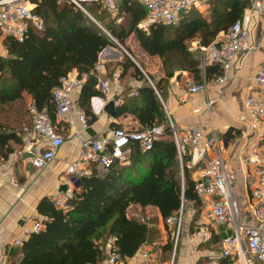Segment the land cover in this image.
<instances>
[{
	"label": "trees",
	"instance_id": "obj_1",
	"mask_svg": "<svg viewBox=\"0 0 264 264\" xmlns=\"http://www.w3.org/2000/svg\"><path fill=\"white\" fill-rule=\"evenodd\" d=\"M31 1L33 12L44 22L43 29L30 24L24 40L5 37L8 56L0 54V159L5 160L14 151L12 143L23 142V128L31 122L29 108L25 121V116L12 109L13 104L27 93L31 105L55 122L53 90L61 79L74 69L79 77L93 72L103 49L115 45L97 23L121 44L135 33L146 52L163 58L166 77L181 68L197 78L200 63L188 50L187 41L199 36L202 43L210 44L219 32H226L243 16L247 6L244 0H216L211 21L196 16L176 25L155 24L146 32L138 27L146 16L139 0H121L114 17L100 4H85L97 23L68 0ZM126 62L144 78L129 57ZM146 82L136 95L124 99L116 115L131 113L147 127L164 126L163 138L148 150L133 143L128 163L115 162L105 175L79 177L66 206L57 207L50 198L43 199L38 208L44 217L43 228L23 240L21 258L12 264H102L106 259L105 243L111 236H116L118 251L127 259L149 240L148 225L129 216L131 206L156 207L166 222L178 214L183 201L202 205L190 170L185 168L183 176L180 174L177 148L156 93L157 89L163 94L164 88L155 83V89ZM94 85L90 78L81 92L82 107L92 120L95 115L87 101L98 93ZM169 245L172 247L174 241L170 240Z\"/></svg>",
	"mask_w": 264,
	"mask_h": 264
},
{
	"label": "crops",
	"instance_id": "obj_2",
	"mask_svg": "<svg viewBox=\"0 0 264 264\" xmlns=\"http://www.w3.org/2000/svg\"><path fill=\"white\" fill-rule=\"evenodd\" d=\"M215 1L200 0L199 5L183 12L179 21L196 16L211 21L215 15ZM244 1L247 2V6L243 16L238 20L243 21L246 36L244 49L236 57L227 63L215 61L211 54L202 58L199 50L191 51L190 47L208 44L202 43L199 36L187 41L188 50L200 63L197 78L191 71L181 68H176L172 76L166 77L163 58L146 52L135 33L125 38V44H121L105 32L115 45L104 48L94 71L82 75L83 84L74 91L75 106L68 119L61 121L54 114V123L64 138V144L56 157L44 167L34 166L33 156L43 154L49 147V140L35 136L32 131L25 132V126L22 132L23 142H13L14 151L9 158L0 159V264H12L14 260L21 258L20 247L15 245V240H25V230L31 229L36 221H43L44 217L38 210L43 199L48 197L53 201L69 193L73 194L75 188L71 184L72 177L66 170L74 163H81L82 139L98 140L110 136L118 127L128 130L147 127L140 124L137 117L131 113L116 115L117 108L124 103V99L136 95L147 84L146 81L155 89V83H160L164 88L163 94L157 89L156 93L168 120H172L177 127L201 126L205 138L212 134L219 137L228 169L235 171L237 180L241 179L240 193L236 192L237 182L234 188L240 206L239 220L248 221L252 225L259 224L250 206L255 200L246 185L245 176L258 168L251 159L253 154L257 153L264 157V129L255 123L246 101L250 97L257 102L264 100L262 89L255 79L257 72L264 67V13L255 9L256 0ZM30 7L32 10L35 7L31 0ZM4 9V6H0V14ZM121 20L119 17L118 22ZM222 34L223 31L219 32L213 42L222 38ZM3 40L4 37L0 35V54L8 56ZM126 57L132 60L144 78H141L135 67L127 66ZM72 72L77 73V70L74 69ZM223 74H227L229 80L220 88L215 80ZM90 78L95 81L93 89L98 92L87 101L95 115L93 120L86 116L81 101L82 87ZM166 78L168 82H164ZM104 81L109 84L107 94L100 89V84ZM202 82L209 84L206 91L196 93L189 91V87L194 83ZM24 96L29 98L30 108L32 98L27 93H24ZM110 102L115 104L114 114L105 111ZM82 114L87 118L86 124L80 120ZM31 123L32 121L28 127ZM28 137L35 139L34 154L25 151V138ZM214 156L213 151L208 154V158ZM87 170L90 175L97 172V167L92 165ZM200 171L199 167L190 171L194 182L199 178ZM187 204L176 248L169 245L170 240L174 241V226L164 221L158 208L131 206L129 216L139 220L142 216L145 217L144 223L149 228V240L133 257L127 258L124 264H139L141 250L150 251L160 264H227L228 260L221 255V240L226 236L235 235L234 227L209 222L205 218L206 209L203 201L198 207L193 202ZM144 212L147 216L143 215ZM202 227L210 230L209 239L197 237L196 232ZM255 264L262 263L256 261Z\"/></svg>",
	"mask_w": 264,
	"mask_h": 264
},
{
	"label": "built area",
	"instance_id": "obj_3",
	"mask_svg": "<svg viewBox=\"0 0 264 264\" xmlns=\"http://www.w3.org/2000/svg\"><path fill=\"white\" fill-rule=\"evenodd\" d=\"M68 1L89 17L91 15L85 8V4L88 3L100 4L111 12L118 10L117 0ZM139 1L146 8L145 18L138 24V27L144 31H149L150 27L155 24L176 25L183 12L200 4V0ZM0 6L5 7L0 14V35L4 38L12 36L20 41L24 40L30 24L38 29H43L44 22L31 9L30 0H0ZM254 7L259 12L264 13V0H256ZM97 24L102 28L99 23ZM104 32L107 31L104 30ZM245 36L244 23L242 20H237L226 32H223L222 38L208 45L191 46L190 50H199L202 58L211 54L215 61L227 63V61L242 52ZM255 79L264 95V67L257 72ZM228 80L227 74H223L216 78L215 83L223 88ZM82 84V78L76 72H70L54 88L53 102L59 120L68 119V115L75 106L74 91ZM208 85L207 82L194 83L189 87V91L192 93L206 91ZM100 89L107 94L109 90L108 82H102ZM246 103L255 123L264 129V100L257 102L250 97ZM29 111L32 123L30 127L26 126L24 131L27 133L32 131L35 136L49 140L47 150L41 155L33 156V165L41 168L48 165L56 157L58 150L64 144V138L45 111H39L33 105L30 106ZM80 120L83 124H86L85 114L80 116ZM168 126L177 148L181 172L184 173L185 168L190 171L198 167L201 169L199 178L195 180L194 191L205 205V218L211 223L228 224L235 229V235L226 236L221 240L222 257L228 260L227 264H255L256 261L264 264V157L259 156L257 153L253 154L251 159L258 165V168L252 173L248 172L245 176L246 185L255 200V203L250 206L259 222L258 225H252L248 221L239 220L240 206L234 193L237 178L235 171L227 167L219 137L212 134L205 138L201 126L179 128L170 119ZM164 132V126L159 125L137 130L118 127L113 130L110 136L98 140L82 139L81 163H74L66 170V173L72 177V186L76 188L78 178L89 175L87 169L92 165L97 167L96 174L102 176L109 171L115 162L128 163L133 143H138L144 150L151 149L156 141L163 138ZM33 137L25 138L24 147L29 154L35 152V139ZM212 151L215 152V156L208 158V154ZM72 196L73 194L69 193V195L56 198L53 201L57 207H64ZM183 213L184 201L178 214L172 215L166 220L167 224L174 226L175 248L178 244ZM140 220L142 222L146 221L143 216ZM42 228V221H36L31 229L25 230V237L27 238L30 234L41 231ZM196 235L202 239H209L211 232L208 228L202 227L196 232ZM116 240V236H111L105 243V264H124L126 260L120 255ZM22 244L23 240H15L17 247H21ZM139 264L160 263L150 251L141 250Z\"/></svg>",
	"mask_w": 264,
	"mask_h": 264
},
{
	"label": "rangeland",
	"instance_id": "obj_4",
	"mask_svg": "<svg viewBox=\"0 0 264 264\" xmlns=\"http://www.w3.org/2000/svg\"><path fill=\"white\" fill-rule=\"evenodd\" d=\"M119 2H120V0L117 1V4H118V5H117V8L120 7ZM101 7H102V9H105L103 6H101ZM107 13L110 15V17H114V16L118 13V10L115 11V12L108 11ZM133 54H134V52H133ZM136 54H137V53H136ZM134 56H135V54H134ZM29 105H30V100H29V98L26 97V96H24L23 100L16 101V102L13 104L12 109H13L16 113H18V114L21 113V115L25 116V121H27V118H28L27 110H28V108H29ZM167 120H168V118H167ZM168 124H169V120H168ZM179 167H180V165H179ZM179 170H180V174L183 176V173L181 172V167L179 168ZM241 187H242L241 179L238 178V180H237V185H236V192H237V193H240L239 191H240V188H241ZM187 207H188L187 202H186V203L184 202V210H186ZM143 215H146V216H147V214H146L145 212H144ZM150 215L152 216V213H150Z\"/></svg>",
	"mask_w": 264,
	"mask_h": 264
},
{
	"label": "water",
	"instance_id": "obj_5",
	"mask_svg": "<svg viewBox=\"0 0 264 264\" xmlns=\"http://www.w3.org/2000/svg\"><path fill=\"white\" fill-rule=\"evenodd\" d=\"M93 19V18H92ZM94 20V19H93ZM95 21V20H94ZM115 110V104L114 102H110L106 107L105 111H108L110 114H114Z\"/></svg>",
	"mask_w": 264,
	"mask_h": 264
}]
</instances>
